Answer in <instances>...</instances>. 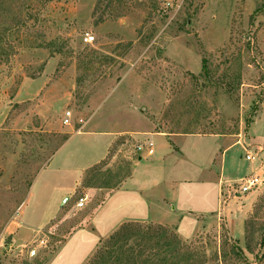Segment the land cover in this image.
I'll list each match as a JSON object with an SVG mask.
<instances>
[{"label": "rangeland", "instance_id": "1", "mask_svg": "<svg viewBox=\"0 0 264 264\" xmlns=\"http://www.w3.org/2000/svg\"><path fill=\"white\" fill-rule=\"evenodd\" d=\"M263 110L264 0H0V264L47 262L87 216L74 200L124 179L148 154L146 131L180 135L178 148L197 153L173 165L188 180L173 189L184 238L131 222L85 264H264V183L222 192L219 208L215 184L222 163L233 179L256 167L240 142L260 145ZM104 132L114 133L106 158L83 172L104 152ZM221 143L236 145L220 157ZM119 195H93L92 218L118 217ZM34 240L30 257L23 245ZM93 242L76 232L49 264H81Z\"/></svg>", "mask_w": 264, "mask_h": 264}, {"label": "crops", "instance_id": "2", "mask_svg": "<svg viewBox=\"0 0 264 264\" xmlns=\"http://www.w3.org/2000/svg\"><path fill=\"white\" fill-rule=\"evenodd\" d=\"M258 113H264L263 111H260ZM261 117H264L263 115ZM261 117H257V133L258 135L254 140H252L254 143H260V145L263 146V152L260 155L261 161L264 162V130L260 128V119ZM262 132V133H260ZM91 133V132H88ZM104 133H111L109 135L110 139L109 142L102 153L97 159L92 160V162L89 164L88 167H86L83 172H85L88 168L94 166L95 164L102 161L104 158H106V155L108 154V150L110 146L112 145L113 139H114V133L113 132H104ZM184 135H190L194 137H200V136H210L211 138H215L217 140H223L220 136L215 135H191V134H184ZM140 140H144V142H150L152 144V153L151 154H145L141 156V158L133 164L132 169L130 173L122 179L115 187H87L88 193L91 195V198L93 195H97L100 197V199L96 202V204L100 203L102 204V200L114 198L117 194H121L119 196H122L121 202L118 203V207L115 206V208L119 209L120 211H123L121 214H119L118 217H116L112 222L109 224H101L102 222L97 219V212L95 213V217L92 218V209L88 208L89 200L85 201V204L82 208L85 207V213L87 216L83 219V223L80 227L75 228L72 230L68 236L65 238V240L62 242L61 246L68 240V238L73 235L76 232H81L84 234H88L90 238H93V246L90 250V252L82 259L81 264H85L92 256V254L95 252L97 248V244L104 240L106 237H108L110 234H112L116 229H118L122 224L128 223V222H139V223H152V224H160L162 226L166 227H172L175 229V231L183 237L182 233V222H183V214L182 212L177 211V204L179 205V201L177 198V192H174V188L176 185H178V182H182L185 184L188 182L186 178L175 176L176 169L173 167L174 164L177 162H193V159L195 158L196 152L192 153L191 155L184 154L178 146L172 141L171 138L178 137L180 135L174 134L171 136H167L163 132H140L139 133ZM182 136V135H181ZM154 137H160L157 139V146L159 151H162L164 149L165 155L160 156L156 154V149L153 147L154 144H156V141ZM139 138V137H138ZM258 140V141H257ZM227 144L221 143V145L216 146L215 154H220V157H223L226 153V151L231 147L232 145L236 144ZM154 148V149H153ZM172 154L177 155L178 158L174 157V159H171ZM168 158L166 159V157ZM141 162H145L143 165ZM168 163V164H167ZM222 163V162H221ZM162 164V167L160 165ZM258 165V163H257ZM206 168V167H205ZM212 166H208L204 172H209L212 170ZM201 169H203L201 167ZM223 163L220 164L219 170H216V191H217V208H219V198L222 195V184L226 185V182H234L238 179H233L230 177L225 176L223 172ZM219 171V172H218ZM177 172V171H176ZM82 180V179H81ZM224 195V194H223ZM63 198V197H62ZM61 198V199H62ZM115 204V202H114ZM113 204V205H114ZM80 208V209H82ZM185 209V208H184ZM188 211V210H186ZM111 214V213H110ZM108 214V215H110ZM55 215L52 217L44 218V220H49L54 218ZM105 225V226H104ZM184 238V237H183ZM60 246V248H61ZM59 248V250H60ZM59 250L54 253L51 258L45 262L44 264H49L52 259L57 255Z\"/></svg>", "mask_w": 264, "mask_h": 264}, {"label": "built area", "instance_id": "3", "mask_svg": "<svg viewBox=\"0 0 264 264\" xmlns=\"http://www.w3.org/2000/svg\"><path fill=\"white\" fill-rule=\"evenodd\" d=\"M83 40L86 43H91L94 40V38L89 33H85L83 35ZM68 115L69 113H67V116ZM147 145L150 147L147 150L148 154H151L152 144L150 142H147ZM240 145L242 148V153L240 157L247 163H252V164L258 163V165H256V167L250 174L238 179L237 181L225 185L223 189L224 191H222L225 196L233 195L235 197V196L244 195L246 193L259 189L261 185H263L264 183V173H263L264 165H262V161H261L262 159L260 158V155L263 152V146L258 145V146L250 147L248 145L246 146L243 142H240ZM69 200L70 198L65 196L61 199L60 203L61 205H67L69 203ZM84 204H85V199L83 197H78L76 200H74L72 207L80 209L84 206ZM36 241L37 240H34L29 244L23 245L24 248H27V254L30 257L34 256L36 253V245H34ZM42 242L43 240H40V243Z\"/></svg>", "mask_w": 264, "mask_h": 264}, {"label": "trees", "instance_id": "4", "mask_svg": "<svg viewBox=\"0 0 264 264\" xmlns=\"http://www.w3.org/2000/svg\"><path fill=\"white\" fill-rule=\"evenodd\" d=\"M88 187H90V186H88ZM92 187V186H91ZM96 187H107V186H96ZM124 224H131V222H128V223H124ZM124 224H122L121 226H123V227H125L126 225H124ZM121 226L118 228V229H116L114 232H116L117 230H119L116 234V236H114L113 238H115V237H119V238H124V239H126L127 238V236L128 235H126L125 233H123V234H120L122 231H123V228H121ZM125 229H127V228H124V230ZM114 232L112 233V234H114ZM120 232V233H119Z\"/></svg>", "mask_w": 264, "mask_h": 264}, {"label": "water", "instance_id": "5", "mask_svg": "<svg viewBox=\"0 0 264 264\" xmlns=\"http://www.w3.org/2000/svg\"><path fill=\"white\" fill-rule=\"evenodd\" d=\"M9 241H10V236H8L6 239V242H9Z\"/></svg>", "mask_w": 264, "mask_h": 264}]
</instances>
